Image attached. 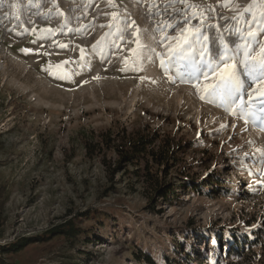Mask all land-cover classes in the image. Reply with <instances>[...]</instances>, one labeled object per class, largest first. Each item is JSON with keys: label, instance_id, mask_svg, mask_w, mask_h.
I'll return each instance as SVG.
<instances>
[{"label": "rangeland", "instance_id": "obj_1", "mask_svg": "<svg viewBox=\"0 0 264 264\" xmlns=\"http://www.w3.org/2000/svg\"><path fill=\"white\" fill-rule=\"evenodd\" d=\"M250 6L259 23L264 0H0V264H264V97L254 95L257 118L246 121L201 98L212 77L198 88L167 63L181 34L199 35L220 63L244 43L238 17L251 26ZM156 129V146L193 145L179 163L151 167L177 184L174 200L153 194L143 163L114 171L117 152H89L83 137L112 132L118 143ZM216 169L222 192L178 178L205 182ZM69 220L77 234L46 237ZM221 226L258 241L215 262L203 253L211 238L180 233Z\"/></svg>", "mask_w": 264, "mask_h": 264}, {"label": "trees", "instance_id": "obj_2", "mask_svg": "<svg viewBox=\"0 0 264 264\" xmlns=\"http://www.w3.org/2000/svg\"><path fill=\"white\" fill-rule=\"evenodd\" d=\"M145 127H147L146 124H144L143 128ZM148 130H144L146 132L139 131L133 136L123 135L117 140L118 143H116V141L112 137V132H104L97 135L94 131H91V135L84 134L83 137L85 136V147L89 152H96V150H98L99 152H105L106 150H115L117 152L119 156L117 161L118 167L115 168L114 171L121 168L124 163H131L136 165H140L141 163H143V169L146 171V173H149V177H147V179L153 187V194L166 197L168 200H174V198L177 197L175 191V185L177 184H172L171 182L166 183L164 181V178L159 176L158 172H155V170L151 169V167L156 166L157 164L159 165L158 169H160V167L163 165L166 166V168L171 166V162H173V165L179 163L177 154L186 152L187 149L191 148L193 145L189 141H185L183 143H175L174 140L170 141L165 139V141H163L161 139V143L156 146L154 144L157 141H160L159 139L161 138L157 133L158 129L151 130L149 132ZM223 175V172H221L219 169H216L215 172L211 173L210 176L207 177L205 182H200L197 181L198 179L189 178L187 173L182 171V173L179 174L178 178H180L183 182V184L181 185L182 187L193 191L199 189H207L208 191L222 192L225 190V187L223 186ZM1 221L2 214L0 212V224ZM56 232L61 234L64 233L67 235H75L78 232V228L73 221L69 220L59 225L56 229L50 231L49 234L46 235V237H50ZM190 232H193L194 234H196L197 232H201L202 234H204L205 238H211L209 241L204 242L203 253L204 255H207L210 251L213 254H216L217 259L215 260V262L223 261L224 253L226 255H231L234 252H239V250L241 249L240 246L244 245L245 242H247L248 244H254L256 241H258V237L256 236L255 232L243 233L240 232L239 229L226 230L225 226H221L218 228L214 227L204 231H198L197 229H194V231H183L180 233L183 235L192 234ZM180 233L177 232V234ZM24 244L25 243H23L22 245L19 244L15 248L23 246ZM174 247L176 250L178 249V246L176 247L174 245ZM186 258L188 259V261L191 259L193 260V257ZM202 262L206 263L207 261L203 260ZM191 264H194V262L191 261Z\"/></svg>", "mask_w": 264, "mask_h": 264}, {"label": "snow or ice", "instance_id": "obj_3", "mask_svg": "<svg viewBox=\"0 0 264 264\" xmlns=\"http://www.w3.org/2000/svg\"><path fill=\"white\" fill-rule=\"evenodd\" d=\"M246 12L252 13L251 26L248 25V21L243 16L238 17V19L243 20L245 26L240 29L241 33L247 30V36L242 35L241 37L244 43L235 52L222 53L224 58L220 63H215L210 57L204 55V46L201 45L199 35H193L189 42L188 37L183 34L173 38L177 39L178 43L174 49H170V59L167 63L182 64L188 70L189 78L196 82L198 88L200 87L201 77L206 81L209 77H212L211 83H206L203 88H200L204 94L201 98L217 102L234 115L245 117L247 121L248 117L253 118V120L257 118V110L254 108L257 101L254 99V95L264 97V43L259 42L257 39L258 32H264V10L260 12L261 19L259 23H257L256 13L253 12L252 6L246 9ZM183 31L192 33L193 29L188 28ZM195 32L199 33V29H196ZM167 39L168 37L165 36V40ZM197 45H200V47L197 48ZM59 47L64 48L67 45L61 44ZM241 51L243 56L240 63L243 65V72L251 82V89L245 87L241 72L235 63ZM135 56L138 59L140 52L137 51ZM81 57H84L83 49H81ZM160 62L167 71L163 54L160 56ZM53 75L62 80L71 78L68 74L53 73ZM245 96H247V99H245ZM259 103L262 105L259 112L264 113V100H260Z\"/></svg>", "mask_w": 264, "mask_h": 264}]
</instances>
